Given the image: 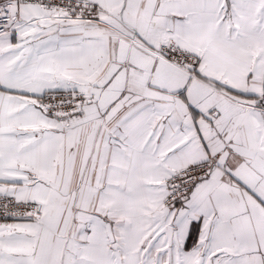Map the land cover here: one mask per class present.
<instances>
[{
  "label": "snow or ice",
  "instance_id": "1",
  "mask_svg": "<svg viewBox=\"0 0 264 264\" xmlns=\"http://www.w3.org/2000/svg\"><path fill=\"white\" fill-rule=\"evenodd\" d=\"M0 264H264V0H0Z\"/></svg>",
  "mask_w": 264,
  "mask_h": 264
}]
</instances>
